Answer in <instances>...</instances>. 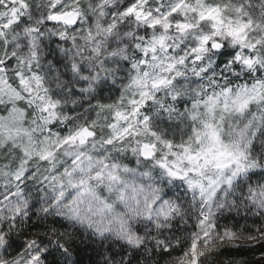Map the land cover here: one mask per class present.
Masks as SVG:
<instances>
[{
  "label": "snow or ice",
  "instance_id": "6c2138e0",
  "mask_svg": "<svg viewBox=\"0 0 264 264\" xmlns=\"http://www.w3.org/2000/svg\"><path fill=\"white\" fill-rule=\"evenodd\" d=\"M0 264H264V0H0Z\"/></svg>",
  "mask_w": 264,
  "mask_h": 264
},
{
  "label": "trees",
  "instance_id": "16d2710c",
  "mask_svg": "<svg viewBox=\"0 0 264 264\" xmlns=\"http://www.w3.org/2000/svg\"><path fill=\"white\" fill-rule=\"evenodd\" d=\"M173 255H176V253H173ZM235 258H248L250 260H255L259 256V252H241V253H233ZM225 257H221V259H224Z\"/></svg>",
  "mask_w": 264,
  "mask_h": 264
}]
</instances>
